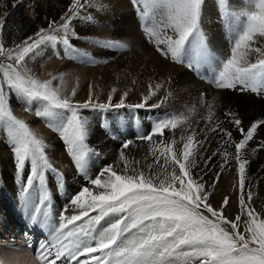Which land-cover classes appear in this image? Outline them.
I'll return each mask as SVG.
<instances>
[{
  "label": "snow or ice",
  "instance_id": "1",
  "mask_svg": "<svg viewBox=\"0 0 264 264\" xmlns=\"http://www.w3.org/2000/svg\"><path fill=\"white\" fill-rule=\"evenodd\" d=\"M152 3L161 10L160 18L154 26L146 27L145 31L149 39L154 40L161 55L172 61L186 62L187 67L192 69L209 59L210 50L200 27L204 0H152ZM221 3L227 14V0H221ZM136 4L139 6L140 0H136ZM96 6L100 7L99 4ZM82 7L81 0H72L68 12L61 18L62 23L55 28L39 29L35 39L29 37L15 49H5L0 43V55L7 61L16 62L15 66L13 63L0 65L3 69L0 79V126L7 130L14 155L15 174L22 185L21 193L29 197L24 206H30L34 193L35 207L31 222L44 228L49 227L46 208L50 206L51 199L46 186V172H56V169L46 155L45 141L39 139L25 121L13 114L9 93L14 92L28 101L44 102L43 111L35 114L40 117H56L55 130L66 145L75 167L80 173L86 174L91 150L87 143L90 125L78 111L81 105L62 98L58 90L52 87V81H41L17 70L25 56L46 41L52 44L59 42L73 50L75 46L70 39L79 34L74 30L72 20L80 15ZM258 7L259 11L247 15L246 29L236 41L231 58L222 64V70L216 76L217 88L234 91L248 89L253 92L264 88V59L248 63L242 52V49L254 42L256 36L264 37V0H259ZM3 27L4 20L0 19V29ZM50 32L61 35L58 38L56 34H48ZM29 40L32 42L29 43ZM161 45L164 47L161 48ZM254 51L260 52V49ZM126 96L127 93H124ZM111 101L110 96L107 103H97L94 107H125L123 98L115 105ZM89 106H93L91 99L83 105ZM134 107L139 109L145 107V104H136ZM57 110L67 112L68 118L61 121ZM170 122V119L155 122L151 134L141 139L153 141V136H162ZM233 124L240 132L241 139L235 141L231 131L222 130L226 137L223 144L235 146L234 154L225 149L222 156L225 163L231 157L239 165V203L242 212L248 217L244 233L239 232L240 215L231 221L225 216L224 207L228 205V197L224 198L222 206L218 208L208 203L211 192L202 182L203 178L197 179L191 172L196 161L190 160L192 153L189 144L184 146L181 158V154L172 152L170 145L161 140L154 144L161 145L165 165L169 161L167 153L172 152L171 171L165 172V178L161 179L159 173L155 178L147 177L144 173L120 175L111 167H105L96 178L87 177L91 185L105 190L94 193L88 186H84L74 195L70 204L82 211L71 217L60 216L58 227L51 232V240L41 242L39 246L37 255L41 264H196L197 261L200 264H264V219H259L251 205L245 204L243 193L247 160L242 153L254 138L258 127L264 126V120L253 122L247 129L241 127L242 121L238 118L233 120ZM128 147V143L123 145L125 149ZM258 147L264 148V141ZM26 164L30 165V171L25 179ZM220 171H224V165H221ZM105 173L108 176L102 182L100 177ZM154 179L158 182L154 183ZM216 180H219L218 174ZM210 187H215V182ZM248 196L251 199L250 192ZM201 208L213 219L204 215ZM90 211H98L99 214L90 217L86 224L75 226V222L89 216ZM110 215L118 219L97 232L96 226ZM223 224H231L234 233L230 234L222 227ZM29 234L25 233L26 236Z\"/></svg>",
  "mask_w": 264,
  "mask_h": 264
},
{
  "label": "rangeland",
  "instance_id": "2",
  "mask_svg": "<svg viewBox=\"0 0 264 264\" xmlns=\"http://www.w3.org/2000/svg\"><path fill=\"white\" fill-rule=\"evenodd\" d=\"M38 1L40 0H0V19L4 20V26H5L3 27V29H0V43L3 44L5 49H15L18 45L22 44L25 39L29 38V37L27 38H21V37L33 29L34 18L32 17L26 18V15H27L26 12L28 10L30 11V8L33 9L34 7L39 6V5L41 6L47 5L51 8L49 10L53 11L52 13L55 15L59 16L62 12H64V14L61 15V18H62L67 13L68 8L71 6V3H72V0H41L39 3ZM233 1L234 0H227V4H228L227 14H225V7L221 3V0L220 2L219 0H204V3L202 5V14H201V21H200L201 31L206 36L207 44L210 43L212 47L211 53L221 56V59L225 60V62L227 61V59L231 58L232 49L234 48L236 41L239 39V36L242 35L243 31L247 27V24H248L247 15L253 11H257V6L255 5L253 8L252 7L250 8L251 4L247 5L244 1H239L237 2L238 4L234 3ZM107 2H108L107 0L105 1L104 0H94V3H93L92 0H81L83 9L85 8V6L93 7L95 5L94 6L95 12L89 9L82 10L80 8L82 11H84L83 13L84 15L81 14L80 12V15L77 18L78 22H85V23L94 25L96 23H101L103 19L107 17L108 20H112L113 22L117 23L119 16L111 17L110 15L105 14L106 7H108ZM147 2L149 3L150 0H140V5L138 6L141 11L144 10L147 13L146 15L142 14L144 15L146 22L144 21L141 23L143 24L147 23V26L148 24L149 26L151 24L152 26H154L155 23L160 18V12L158 14H155L153 3L150 2L148 4ZM96 4H99L100 8L97 7ZM135 4L130 1L129 5L131 6L132 9L136 10L135 8H133V7H137V4L136 5ZM66 8H67V11L65 12ZM9 9L11 10V12ZM101 9L102 11H100ZM144 11L143 13H145ZM30 12L32 14V11ZM86 13H89V14H86ZM212 15H214V17ZM17 17H19V19ZM136 17H137L136 23H137L138 30L137 28L133 29L132 31L133 36L131 38L133 40L134 38L141 36L142 44L148 45L149 50L145 53L146 60L144 62L146 63L148 60H150L149 56L153 54H157L161 58L162 65L159 68V70H161L162 73H165V74L160 75L161 78L157 81L156 84H152V82L148 80V76H149L148 74H150V72L153 73L154 68L152 70L150 69V67H147L146 65L139 69L138 68L134 69V67H132V64L134 66L136 63L135 59L137 57L135 56V53L137 52L135 51H137L139 47L134 46L137 42L132 41L131 38L127 37L128 38L127 40L126 37H123V36L121 37L120 36L121 33H119L120 35L112 33L111 35L108 36V38L103 33L102 35H99L98 37L99 39H97L98 42H95V43H93L91 39H88L90 37V34H88L87 32H83L82 34H79L81 38L80 36L71 37L70 42L75 46V48L73 50H69L66 48L65 49L66 56L62 54V51H61V48L63 46L62 43L58 42L56 44H52L46 41L42 43L37 49L28 53L25 56V60L19 66H17V70L21 71L22 74L31 75L36 79H40V78L48 79V81H52V87L58 89V92L60 90L59 93H61L63 96H68V97L71 96V98H74V99L76 98L78 103L77 102H72V103L81 105L78 111L84 118H86L88 124L90 125V135L88 137L87 143L89 144L91 150L89 153L86 174H82L75 167L74 161L67 159V158H65L64 160L59 158V157H62V154L64 157L67 156L69 152L66 149V145L60 138L59 133L55 130L56 117H40L35 114L38 111H43L45 107L44 102L38 101V100L28 101L26 99L20 98L19 95L14 92L9 93V105L12 108L14 115H16V112H17V115H16L17 118L18 116L22 117L21 119L25 121V123L32 126V127L30 126L31 130L32 129H35V130L45 129L48 135L50 134V136L52 135L54 138L57 139L55 140V144H51L52 142H48L47 140L43 139L45 141V146H46L45 148L46 155L49 157V153L53 151L57 157L52 160L54 163L50 160V157H49V162L56 169V172H51V171H48V173L46 172V183L48 179L53 178L52 181H54L56 185L59 184L60 186H62L64 184L63 187L69 183L78 184V183H82V181H84V183H86L87 185H91L88 182L87 177L96 178L98 174L105 167H111L113 168L115 172H117V174H120L119 171L115 170L114 166H111V163H113V161L110 159L111 157H109L108 160H106L105 166L100 167L97 165V162L99 161L97 158H100L102 160L103 158H105L101 152H103L104 150H107V151L113 152V154L117 156L119 155L121 156V154L124 153V151L133 152L135 150L145 149L149 144L154 145L155 141H160V140L168 141L169 139L168 137H170V134L174 133L175 129L177 128L178 121L176 119L179 118L180 116L176 115L175 111L172 112L174 109H176L175 105L168 104V108H171L170 112L173 113V114H170L168 111L169 117L166 114L164 115L165 112L163 113V109L152 108V106H154V104L157 101H159L157 100L158 97L155 94V92L158 90L157 88L159 87V92H160V90L164 88L163 83L166 84V87L170 86L169 78H171L172 72L169 70V74H167L169 65L179 69V66L176 65V64H179V62H177L176 64H173L170 58L164 57L163 55H161V53L155 50V46L157 48V45L155 44L154 40L148 41L147 37L141 34L140 32L141 30H139V23H140L141 18L138 15H136ZM61 18H59L61 22H59V19L56 20L55 23H53V26L50 28H54L59 23H62ZM75 18L76 17H74L73 20H76ZM73 20H72V24L74 23ZM142 29L145 30V28H142ZM3 30L5 31V33ZM51 33L52 32H50L49 34ZM52 34H56L58 38L61 35L60 33H52ZM169 34H171L170 31H169ZM30 37H33V39H35V36H30ZM258 38L264 39V37L256 36L254 38V42L251 43L248 48L242 49V52L244 54V59L248 63H256L258 60L264 59V53L263 55H261V58H260L261 50L260 52L254 51V49H257L258 47L263 49V47L259 45L260 40H258ZM118 39L120 42L117 41ZM29 41L32 42L31 40ZM103 41H106L109 45H113L110 47V51L112 50V52L105 55L106 57H103V58L101 57L102 59L99 60L96 57L97 55L94 56V54H97V53L92 49H94L93 47L98 49L99 46L97 45L99 44V42L102 43ZM45 45L46 46L48 45V47H46ZM87 45L89 46V48H87ZM160 47L162 48L164 46L161 45ZM123 50L125 51V53ZM39 51H41L40 58L37 57V55L39 54ZM139 51H142V49H139ZM33 56H34V59H32ZM29 62L31 64V67H30V64H28ZM7 63H13L15 66L16 62L7 61L4 56L0 55V65H6ZM241 63H243V61ZM179 65L181 68V70L179 69V75L180 73H183L184 71L185 73H188V74L190 73V77L187 75L186 76L188 80L190 81L193 80V82L195 81L194 86L196 88L194 87V89H197L198 86H201V85L206 86L208 84L207 86L209 87L207 88L211 89V91L209 90L208 93L212 94V90H213L215 100L218 101L220 100V98H225L231 101L233 99L234 94L236 93L237 90L234 91V90H229V89H220V88H217L216 86V82H215L216 76L218 75V72L222 70L221 62H220V66L215 65L212 67L214 69L213 71H206V66L208 65H206L204 62L198 68H195V69L187 67L186 62L179 64ZM116 66H117V69H116ZM201 69L203 71H201ZM203 72L207 74L208 76L213 77V80L210 83L203 80L204 78L203 76H205ZM193 73L195 74L192 75ZM215 73L216 75L213 76ZM2 75H3V69L2 67H0V79H2ZM172 77H173L172 78L173 80L176 78V76L174 75H172ZM147 86H153V88L151 87L147 91H145V88ZM113 89H115V91H113ZM194 89H191V90H194ZM167 90L169 89H166L165 92ZM263 91H264V88H262V90L258 92V94H255L251 90H248V89L244 90L245 93L248 92L249 96L253 94L255 95V97H258V98H256L250 104H248V102L243 101V105H241L243 120L240 119L241 116L240 114L237 113L238 110L235 108V113L233 114L234 116H232L231 121L227 123V124H231V126L229 127L225 126L226 128H221L218 126L216 127V124L212 123L213 128L210 129L209 133L211 135L210 134L209 135H210V139L213 140V143L215 142L213 146L217 150H218V147L221 148V140H224L226 138L222 130H227L231 132L236 130V134L239 137H241L240 132L236 129V127L233 124L234 119H237V118L240 119L242 121L241 127L245 129H247L253 122L264 120ZM73 93H75V95H73ZM124 93H127L126 98L124 97ZM184 93H186L185 89H184ZM153 94L155 95L153 96ZM204 94H206V90ZM110 96L112 97V101H111L112 105H115L120 99L123 98L125 101V107L120 108V109H116L115 107H110L108 109H101V108L94 107V105L97 103H100V104L107 103ZM141 96L144 98L147 97L148 100L145 101V99L144 98L142 99ZM134 97H137V98H134ZM200 97L202 101L205 100L204 95ZM89 99H91L93 106H89L88 108L83 107V105L88 103ZM128 101H131V102H128ZM141 103L146 104V106L139 108V109L134 107V105L141 104ZM30 104H33L32 109L27 108ZM42 104H44V106ZM37 109H40V110H37ZM153 110L156 111V116L155 114H153ZM57 113L61 121L66 120L69 115L64 110H57ZM184 113L185 115H183L181 119L187 125L191 120H193L194 113L189 111L188 109L185 110ZM27 115L29 116L25 117ZM198 115H201V114H198ZM162 119H170L171 121L168 129H165L163 131L162 136L159 134L156 136H153V141L141 139V137L144 135H150L154 123ZM33 121H36V122L33 123ZM185 124H180L179 128L183 126L185 127L186 126ZM122 128H124L125 133H123ZM263 129H264V126L258 128L257 132L254 134L255 135L254 139L250 141L251 143L249 142L250 145L247 144L248 147L246 145L245 147L246 150L244 149V152H243L244 158L247 159V163L245 165V178L246 179H245L244 193H243L245 196V204L251 205V208L255 210V215L259 219H264V154L261 153V150H262L261 147H258V145L260 144V141H263L264 139ZM0 136L2 137L7 136V130L3 126H0ZM258 138H260L261 140ZM125 143L129 144V147L127 149L123 148V145ZM9 144H10V141H9ZM204 144H205L204 142L198 141L194 145L189 144V149L196 150L197 152H199L201 150H205ZM185 145H187V143H185L183 146ZM217 145L218 147H216ZM50 146H52V148H50ZM3 150L5 153H7V157L4 154V157L0 158V180H1L0 183H2V180L4 179L7 180V177L8 178L10 177L9 175L6 176V174H4V170L7 171L8 169H11L13 172H15V166L13 162L14 155L11 151L10 146H5V147L3 146ZM250 150L252 151L251 152L252 154L250 153ZM248 154L252 158H250ZM68 161L70 162L68 163ZM26 168L30 170V165L26 164ZM57 173H59L60 175H58ZM105 176H107V173L104 174V177ZM100 178H103V176H101ZM239 179H240L239 172H237L236 178L235 177L231 178L228 181L226 185L227 190L222 196L220 195L222 188L217 189V186L219 184H215V187H213V191L208 198V203H210L214 208H218L222 206L224 198L228 197V201H229L228 205L224 207L225 216L231 221V220H235L236 215H240L241 221L239 224V232L244 233L245 232L244 224H245V221L248 219V217L244 212H242L241 206L239 203V197L241 195L239 183H238ZM13 180L16 181L19 179L15 177L13 178ZM235 181L237 182L235 183ZM178 186L179 185H177V187ZM249 192L251 193V199H249V196H248ZM50 197L53 199L54 196L52 193L50 194ZM70 199L67 197V194H65V197L63 198V200L57 201L53 199V204L56 205L55 208L53 209L59 215V216L56 215L57 217H60L59 212H63V211H66L65 213L66 217L71 216L72 211L69 205ZM200 211L204 215H208L210 219H213L211 215L207 213L203 208H201ZM67 213L70 216H68ZM116 219H118V217H116ZM115 220H113L112 222H115ZM108 222L111 223L110 220H106L103 223V225L97 226L96 227L97 232L102 230L104 227H107L109 225ZM49 225H51V223H49ZM222 227H224L230 234L234 233V230L231 228V224H223ZM53 228L55 229V227L52 226V230H54ZM50 231L47 230V233ZM26 237L27 236L22 235V236H18L17 238L16 237L13 238L10 241L11 243H14V246L16 247L19 246L20 249L24 250V248H26L27 250H29L33 256L34 262L36 264H41V261L37 255V252L39 251V246L41 242H46L50 240L52 236H49V237L45 236L44 238L39 236L33 239L31 243L29 242V239H26ZM251 246H255V245H251ZM0 264H3V263L0 262ZM177 264H179V262H177ZM196 264H200V262L197 261Z\"/></svg>",
  "mask_w": 264,
  "mask_h": 264
},
{
  "label": "bare ground",
  "instance_id": "3",
  "mask_svg": "<svg viewBox=\"0 0 264 264\" xmlns=\"http://www.w3.org/2000/svg\"><path fill=\"white\" fill-rule=\"evenodd\" d=\"M40 1H38V3ZM107 1H108L107 2L108 3L107 4L108 7H106V12H105V10H104V12H105V14L110 15L111 17H116V16L118 17L119 16V19L117 20V23L113 22L112 20H108V18L105 17L101 23H96V24L92 25V24L85 23V22H78V20H77L78 16H77L75 18L76 20H73L74 23L72 24L73 27H74V30L78 34H82L83 32H87L88 34H90V37L89 38L87 37V38L88 39H91L93 41V43L98 42L97 39H99L98 38L99 35H102L103 33L105 34V36H107V38L112 33H114V34L121 33V35L119 34L121 37L123 36V37H126V38L127 37L128 38H131L133 36V32H132L133 29L134 28H137V30H138L137 23H136V18H137L136 15H138L141 18L140 23H139V30H141L140 32H141L142 35H144V36L147 37L148 41L150 40L149 37H148V35H147V33H146V31L143 30L142 28L151 27L152 24L150 26L148 24V26H147V23L146 24L141 23V22H144L145 21L144 15H142V14H145L146 15L147 14L146 11H144V10L141 11L138 6L137 7H133L132 6L133 8L136 9V10H134L129 5L130 4V1L135 4L136 3V0H130V1L129 0H107ZM239 1H244L247 5L251 4L252 6L250 5V8L251 7L253 8L254 5H255V6H257V11H259V7H258L259 0H234L233 2L234 3H237ZM150 2H152V0H150ZM219 2H220V0H219ZM207 4H208V2H207ZM94 6L93 7L92 6L91 7L90 6H87L86 7L85 6L84 9L83 8H81V9L82 10L89 9V10L95 12ZM217 6H219V5H217ZM235 6H237V5H235ZM49 9H51V8L49 6H47V5H45V6L39 5V6L34 7L33 9L30 8V11H32V14H31V12L29 10L26 12V14H27L26 15V18H30V17L34 18L33 29L30 32H28L25 35H23L21 38H27V37H30V36H35V34L41 28L49 29L50 27L53 26V23H55V21L58 20L59 18H61V15L64 14V12H62L58 16V15L53 14L52 13L53 11H51ZM81 9H80V12H81V14H83L84 11H82ZM154 10H155L154 11L155 14H158L161 11L159 8H157L155 6H154ZM66 11H67V8L65 9V12ZM100 11H102V9ZM143 11L145 13H143ZM6 12H7V10H6ZM10 12H11V10H10ZM86 14H89V13H86ZM99 14H101V13H99ZM212 16L214 17V15H212ZM17 18L19 19V17H17ZM59 22H61L60 19H59ZM5 30H7V29H5ZM4 33H5V31H4ZM80 38H81V36H80ZM128 38H127V40H128ZM141 39H142L141 36L140 37H137V38H134L133 40L131 38L132 41H136L137 42L136 44L134 43L135 45L134 44L133 45L139 47L138 50L135 51V52H137V53H135V56L137 58L135 59L136 60L135 65L133 66V64H132V67H134V69L135 68H138L139 69V68H142L143 66L146 65L147 67H150V69H152V70L154 68V72L153 73L150 72V74H148L149 75L148 76V80L151 81L152 84H156L157 81L161 78L160 75L161 74H163V75L165 74V73H162L161 70H159V68L162 65L161 58L157 54H153V55H150L149 56L150 60H148L145 63L144 62L146 60V58H145V55L146 54L145 53L149 50V47L146 44L145 45L142 44ZM258 40H260L259 45L263 47V49H261V48L258 47L261 50V54H260V58H261V55H263V53H264V39H262V38L259 39L258 38ZM117 41L120 42L119 39ZM100 42L97 45V46H99L98 49H96L95 47H93L94 49H92V50H94L97 53V54H94V56L97 55L96 57L99 60H101L103 57H106L105 55H107L108 53H111L112 52V50L110 51V47H103V45L108 44L106 41H103L102 42L103 44L100 43ZM122 42H124V41H122ZM130 43H131V41H130ZM207 46H208V48L210 50V57H209V59H207L206 61H204V63L209 66V67L206 66V71H213L214 70L212 68L213 66H215V65H219L220 66V62L223 64L225 62V60L221 59V56H219L217 54H212L211 53L212 47H211L210 43H208ZM46 47H48V45ZM87 48H89L88 45H87ZM43 49H44V47H43ZM65 49L66 48H64V46H62L61 51H62V54H64V55L66 54L65 53ZM139 49H142V51H139ZM155 50L160 53V51L156 48V46H155ZM44 51H45V49H44ZM124 53H125V51H124ZM40 55H41V51H39V54L37 55V57L40 58ZM123 55H125V54H123ZM211 56H212V58H211ZM111 57H112V55H111ZM217 58H218V60H217ZM32 59H34V56L32 57ZM219 60H220V62H219ZM171 62L173 64H176L177 63V62H174L172 60H171ZM31 63H33V62H31ZM28 64H30V62ZM49 64H50V62H49ZM179 64H182V63L179 62ZM179 64H176V65H178L179 66V69L181 70ZM55 65H57V64H55ZM30 67H31V64H30ZM30 69H28V70H30ZM56 69H57V67H56ZM116 69H117V66H116ZM179 69H177V68L169 65V69L167 70V74H169V70H170L172 72V75L176 76V78H175L176 80L175 79L173 80L172 79L173 77L171 75V78H169V80H170V86H167L166 87V84L163 83L164 88L162 90H160V92H159V87L157 88L158 90L155 92V94L157 95V97H158L157 100H159V101H157L154 104V106H152V108L163 109V113L165 112L164 115L166 114L168 117H169L168 111H169L170 114H173L172 112L175 111L176 115L180 116L179 118L176 119L178 121L177 128L175 129L174 133L170 134V137H168L169 138L168 141H165V142H167V144L170 145V147L172 149V152H176L177 154H181V158H182V151H183V148H184L183 145L185 143L192 144V145H194L198 141H201V142H204L205 143L204 144L205 145V150H201L200 149L201 151L197 152L196 150H192V149L190 150L189 149L190 152L192 153V156L190 157V160L191 159H195V161H196L195 166L191 169V172H192L193 177H195L197 179H199L201 177L203 178V181L202 182L205 183L206 188H208V190L211 193L213 191V187H210V186L213 184V182H215V184H219L217 186V189L222 188L221 193H220V195L222 196L226 192V190H227L226 189V185H227L228 181L231 178H234V177L236 178L239 165H238V162L235 161L234 159H232L231 157L229 158V160L227 161V163H225V161L223 159V156H222V153H223V151L225 149H227L228 152L234 154L235 153V146H234V144H231V145L229 144L230 145L229 146L227 144H223V140H221V148H219L218 145H217L216 146V147H218V150H217L213 146V144L215 142L213 143V140L210 139V135L211 134L209 133L210 132V129L213 128L212 127V123H215L216 124V127L218 126V127H221V128H226V127L231 126V124H227V123L229 121H231V117L234 116L233 114L235 113V108L238 110L237 113L240 114V116H241L240 119L243 120L242 109H241V105H243V101L248 102V104H250V103H252L258 97H255V95H253V94L249 96L248 92L247 93H245L244 91H240L239 92L237 90L236 93L234 94L233 99L231 101H229V100H227L225 98H220V100L217 101V100H215L213 90H212V94H209L208 93L209 90L211 91V89L207 88V87H209V86H207L208 84L206 86L205 85L198 86L197 89H194V87H195L194 86V82L195 81L193 82V80L190 81V80L187 79V76L190 77V73L188 74V73H185V71H184L183 73H180V75H179ZM52 70H54V69H52ZM201 71H203V70L201 69ZM111 72H112V70H111ZM79 74H81V73H79ZM115 74H116V72H115ZM194 74L195 73H193L192 75H194ZM215 75H216V73L213 76H215ZM203 77H204L203 80L206 81V82H209V83L213 80V77L212 76H208L207 74H205V76H203ZM39 80H41V81H48V79H44V78H40ZM183 85H184V87H183ZM153 86H147L145 88V91H147L151 87L153 88ZM173 86H175V87H173ZM166 89H169V90H167L165 92ZM184 89H185L186 93H184ZM191 89H194V90H191ZM205 90H206V94H204L205 93ZM59 92H60V90H59ZM139 92H140V90H139ZM253 93L258 94V92H253ZM59 94L61 95L62 98H68V99L71 100V102H77V99L76 98L75 99L74 98H71L70 95H69L70 97H68V96H63L61 93H59ZM155 94H153V96ZM263 94H264V91H263ZM202 95L205 96V100L204 101L201 100V97L200 96H202ZM134 98H137V97H134ZM143 98L144 97H142V99ZM128 102H131V101H128ZM33 104H30L27 108L32 109V105ZM127 104H129V103H127ZM168 104L175 105L176 106V109H174L172 112H170V109L171 108H168ZM42 105L44 106V104H42ZM145 106H146V104H145ZM165 109H166V111H165ZM187 109L189 111L193 112L194 114H193V120H191L186 125L184 123V121L181 119V117L183 115H185L184 112ZM37 110H40V109H37ZM153 114H155V116H156V111L155 110H153ZM198 114H201V115H198ZM16 115H17V112H16ZM29 115H27L25 117H28ZM18 118L21 119L22 117H19L18 116ZM29 120H30V118H29ZM35 122L36 121H33V123H35ZM180 124H185L186 126L185 127L183 126V127H180L179 128ZM29 126H31V125H29ZM36 126H38V125H36ZM124 127H126V126H124ZM32 130L37 135V137L39 139H42V140L44 139V140H47L48 142H52L51 144H55V140H57V139L54 138L52 135L50 136V134L48 135L47 132L45 131V129L44 130H41V129H36V130L35 129H32ZM122 130H123V133H125L124 128H122ZM232 134H233V137H232L233 140L238 141L239 139H241V137H239L236 134V130H234L232 132ZM45 136H46V138H45ZM6 137L0 136V158L1 157H4V154L7 157V153H5L4 150H3V146L4 147L5 146H10L9 141L7 140ZM254 137H255V135H254ZM258 139H260V138H258ZM263 141H264V139H263ZM198 147H199V145H198ZM247 147H248V145H247ZM50 148H52V146H50ZM160 148H161V145L160 144H156V145L155 144L154 145L153 144H149L145 149H140V150H135V151L132 150L133 152H128V151L125 152L124 151V153H122L123 156H120L119 154H118L119 156H117V155L113 154V152L104 150L101 153L104 155L105 158H103V160L100 159V158H97L99 160L97 162V165L100 166V167L105 166L106 165V160H108V158L111 157L110 159L113 161V163H111V166H114L115 170L116 171H119L120 175H137L138 173H144L145 176H147V177L155 178V176L159 173L160 174V178L161 179H164L165 178V175H164L165 172L166 171L167 172H170L171 171V167H172L171 155H172V152L167 153V156L169 157V161H168V164L165 165V155L161 153ZM203 149H204V147H203ZM261 149H262L261 150V153L264 154V148H261ZM154 152L156 153L155 155L153 154ZM243 152H244V149L242 150V153ZM251 152L252 151L250 150V153ZM253 154H255V153H253ZM49 157H50V160L51 161L53 159L57 158L56 157V154L53 151H51L49 153ZM93 157H92V159H93ZM59 158H61L63 160L65 158H67V159H70V160L74 161L72 159V157H71L70 154H67V156H65V157L62 154V157H59ZM250 158H252V157L250 156ZM69 162L70 161H68V163ZM205 162H207V163H205ZM251 163H252V161H251ZM221 165H224V171H222V172L220 171ZM175 167H176V169L178 171V165H176ZM28 168H25V173H24V178L25 179H26V177H27V175L29 174V171H30ZM4 174H6V176L9 175L10 177L9 178L7 177V180L4 179V180H2V183H0V262L3 263V264H36L34 262V260H33L32 254L30 253L29 250H27L26 248H24V250H23V249H20L19 246L18 247L14 246V243H11L10 240L13 239V238H15V237L17 238L18 236H22V235L23 236H26L25 233H30L26 237V239H29V242L30 243L33 241V239H35V238H37L39 236L40 237H43V238L45 236L46 237L47 236L48 237L51 236L52 226L55 227V228L58 227V224H59V221H60V217H57L59 215L53 209L56 206V205L53 204V199L54 200H57V201L58 200H63V198L65 197V194H67V197L69 199L70 198L72 199L74 197V195L75 194H78V192L80 190H82V188L84 186H88L94 193H98V192H101V191H104L105 190V189L97 188L94 185H87L86 183H84V181H82V183H78V184H73V183L70 184L69 183V184H67L66 186L63 187L64 184L62 186H60L59 184L56 185L54 183V181H52L53 178L48 179L47 180V183H46V186L48 187V189L50 191V194L52 193L54 197H53V199L52 198L50 199V206H48L46 208V210L48 212V216H49V222L48 223H51V225H49L48 228H44V227H39L37 225H33L32 222H31L32 210L35 207L34 193L32 194V196H33L32 203L30 204L29 207H25L24 206V202L26 200H29V197H25V196L22 195V193H21V187H22V185H21L20 181L19 180H16V181L13 180V178L16 177L15 172H13L11 169H8L7 171L4 170ZM217 174L219 175V180H216ZM107 176H108V174H107ZM107 176H105V177L103 176V178H101L102 182H104L107 179ZM157 182L158 181H156L154 179V183H157ZM236 182L237 181H235V183ZM248 184H249V182H248ZM253 186H255V185H253ZM69 205H70V209L72 211L71 216L72 215H78V214L81 213V211H82L81 209H79V208H77L75 206H72L70 203H69ZM43 211L44 210H42V212ZM65 213H66V211L59 212L60 216H66ZM98 214H99L98 211H90L89 212V216L83 217L82 220L75 222V226H79V225H82V224H86L88 222V220H89L90 217L96 216ZM67 215H68V213H67ZM68 216H70V215H68ZM41 219H42V217H41ZM115 219H116V216L110 215L108 217H105V219L102 220L97 226L103 225V223L106 220H110L112 222ZM73 226L74 225H69V227H73ZM47 230L48 231L51 230V231L47 233ZM128 235H130V233ZM58 264H59V262H58Z\"/></svg>",
  "mask_w": 264,
  "mask_h": 264
}]
</instances>
